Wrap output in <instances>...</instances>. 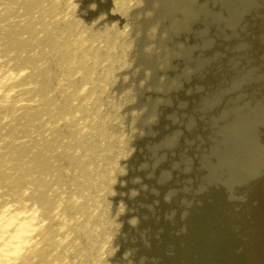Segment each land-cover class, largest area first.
Segmentation results:
<instances>
[{"label": "rangeland", "instance_id": "374dc122", "mask_svg": "<svg viewBox=\"0 0 264 264\" xmlns=\"http://www.w3.org/2000/svg\"><path fill=\"white\" fill-rule=\"evenodd\" d=\"M80 1L66 11L83 32L99 34L79 46H88L95 71L108 67L94 93L119 138L104 167L109 188L98 191L107 202V264H228L230 250L244 264L262 234L264 204L215 189L250 181L261 160L243 157V129L225 139L218 114L227 108L222 89L239 79L248 87L244 77L257 74L264 0ZM101 46L117 53L100 55Z\"/></svg>", "mask_w": 264, "mask_h": 264}, {"label": "bare ground", "instance_id": "6f19581e", "mask_svg": "<svg viewBox=\"0 0 264 264\" xmlns=\"http://www.w3.org/2000/svg\"><path fill=\"white\" fill-rule=\"evenodd\" d=\"M70 1L0 0V264H107L109 259L104 242L109 231L102 225L107 202L98 191L109 188L112 175L104 167L112 164L119 138L105 120L102 97L94 93L108 81L102 76L108 67L95 71L94 62L85 60L88 46H79L99 34L78 27L66 11ZM263 40L261 59L252 58L256 76L244 77L248 87L239 79L241 85L223 88L228 103L218 114L226 119L219 125L225 139L238 140V130L245 129L243 157L263 161L250 171V181L215 189L240 196L241 204L254 195L262 206ZM102 46L100 55L117 53ZM99 74L101 79H94ZM234 87L242 92L229 90ZM236 99L243 107L234 105ZM247 211L251 214L253 206ZM262 229L244 264H264ZM229 256L228 264H241L236 252Z\"/></svg>", "mask_w": 264, "mask_h": 264}, {"label": "water", "instance_id": "95a60500", "mask_svg": "<svg viewBox=\"0 0 264 264\" xmlns=\"http://www.w3.org/2000/svg\"><path fill=\"white\" fill-rule=\"evenodd\" d=\"M235 88H240V87H235ZM238 90V93H241L240 91H239V89H237Z\"/></svg>", "mask_w": 264, "mask_h": 264}]
</instances>
